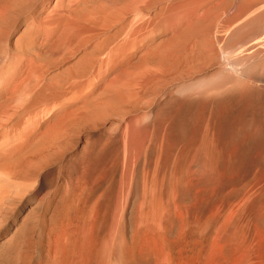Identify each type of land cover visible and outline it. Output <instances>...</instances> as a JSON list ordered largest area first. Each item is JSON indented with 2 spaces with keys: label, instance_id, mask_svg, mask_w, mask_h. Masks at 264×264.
<instances>
[{
  "label": "bare ground",
  "instance_id": "bare-ground-1",
  "mask_svg": "<svg viewBox=\"0 0 264 264\" xmlns=\"http://www.w3.org/2000/svg\"><path fill=\"white\" fill-rule=\"evenodd\" d=\"M38 1L0 0V264H264V0Z\"/></svg>",
  "mask_w": 264,
  "mask_h": 264
},
{
  "label": "rangeland",
  "instance_id": "rangeland-1",
  "mask_svg": "<svg viewBox=\"0 0 264 264\" xmlns=\"http://www.w3.org/2000/svg\"><path fill=\"white\" fill-rule=\"evenodd\" d=\"M45 0H40V1H38L37 2V4L36 5H40L42 2H44ZM0 13H1V9H0ZM25 65V64H24ZM2 105V106H1ZM9 105V103H5V102H2L1 104H0V121L1 120H3L4 121V119H5V116H6V113H7V109H8V106ZM2 115H3V118H2ZM3 121L2 122H0L1 124V126H2V123H3ZM0 126V127H1ZM3 127V126H2ZM2 127L0 128V130L2 129ZM25 163V162H24ZM34 184V183H33ZM36 184V183H35ZM78 227H80V225H78ZM77 229H79V228H77ZM110 230V229H109ZM109 230H107L106 231V233H110L111 234V231H109ZM76 232L78 233V231L76 230ZM106 233H104V232H102V233H100V235L99 236H101V238L97 235V243L99 244L98 246H99V248H98V256H100L101 254V256H107L109 253H108V251H109V249L110 248H107L108 246L107 245H109L108 244V242L105 244V240H104V242L103 241H98V240H103L102 238L104 237V239H107V236H108V234H106ZM103 234H106V235H103ZM76 235V234H75ZM77 236H78V234L76 235V238H77ZM98 238H100V239H98ZM108 240V239H107ZM106 240V241H107ZM77 240H75V243H77L76 242ZM109 241H110V236H109ZM99 242H101V243H99ZM102 242H103V245L101 246V244H102ZM103 246H104V249L105 250H103L102 251V249H103ZM102 247V248H101ZM106 247V248H105ZM46 249V246H45V244H43L42 246H40V248H39V250H37V253H35V255H34V260H35V262L33 261L32 262V264H44V262H45V264H50V259H52L55 255L53 254L52 256L53 257H51L50 255H49V253H47V251L45 250ZM82 251V250H81ZM106 251H107V254H106ZM101 252V253H100ZM47 253V254H46ZM77 255H79L80 254V252L79 251H76V252H73L72 253V258L71 257H68V260H66V262H65V264H67L68 262V264H85V263H87L86 261L89 259V257L87 258V256H88V254L89 253H87V254H85L83 251H82V253L78 256L79 257V259H78V257H76L75 256V254ZM105 253V254H104ZM74 254V255H73ZM81 255H83V256H81ZM84 255L86 256V258L84 257ZM69 256H70V254H69ZM73 256H75L74 257V259H73ZM80 256H81V258H80ZM39 258H41V259H39ZM69 258H71L70 260H69ZM39 261H38V260ZM86 259V260H85ZM48 260V261H47ZM53 260H55L54 258L51 260L52 262H53ZM75 260V261H74ZM83 260V261H82ZM68 261V262H67ZM74 261V262H73ZM79 261V262H78ZM51 262V263H52ZM71 262V263H70Z\"/></svg>",
  "mask_w": 264,
  "mask_h": 264
}]
</instances>
